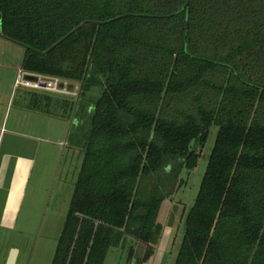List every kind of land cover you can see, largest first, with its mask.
I'll return each mask as SVG.
<instances>
[{
    "label": "trees",
    "instance_id": "16d2710c",
    "mask_svg": "<svg viewBox=\"0 0 264 264\" xmlns=\"http://www.w3.org/2000/svg\"><path fill=\"white\" fill-rule=\"evenodd\" d=\"M187 1L0 0L23 69L79 85L32 93L74 116L83 151L52 264H105L130 240L146 245L134 263L150 261L162 204L216 128L171 260L264 264V0Z\"/></svg>",
    "mask_w": 264,
    "mask_h": 264
},
{
    "label": "crops",
    "instance_id": "0c3cea01",
    "mask_svg": "<svg viewBox=\"0 0 264 264\" xmlns=\"http://www.w3.org/2000/svg\"><path fill=\"white\" fill-rule=\"evenodd\" d=\"M25 53L26 47L6 37L0 28V264L19 263L27 244H23L15 232L19 226H25L28 232L38 214L29 206H35L37 199L36 193L31 198L29 190L33 185L32 191H38L45 176L47 179L51 174V166L57 163L61 150L68 145L72 148L69 143L71 119L65 116V108L47 105V99H43L42 108H38L39 101L32 93L53 95L54 91L62 89L49 85L54 79L58 85L68 86V91L59 90L64 94H58L66 98L76 96L77 85L25 71ZM20 73L22 82H18ZM27 74L37 75L41 82L40 78L27 79ZM14 249L17 252L11 263Z\"/></svg>",
    "mask_w": 264,
    "mask_h": 264
},
{
    "label": "rangeland",
    "instance_id": "374dc122",
    "mask_svg": "<svg viewBox=\"0 0 264 264\" xmlns=\"http://www.w3.org/2000/svg\"><path fill=\"white\" fill-rule=\"evenodd\" d=\"M22 80L23 79H20V82H22ZM70 91L72 90H69V92ZM76 92L77 96L79 93V85L76 88ZM58 94H64V92L59 90L54 91V96L61 97ZM100 94V89H95L93 91L95 97ZM66 98L73 99L74 95H68ZM52 111L55 112L54 109H52ZM217 130V128L213 129L210 135L207 150L204 152L206 158L204 157L202 159L197 169L190 173L185 170L182 173V178L183 180H187V184L180 185V187L177 186L173 195L163 202L158 219L163 225L160 242L155 247V256L150 261L143 262L142 264L174 263V260H171V256L176 248L175 245L178 238L184 229V214L186 209L189 210L194 204L195 198L199 192L208 164L209 155L215 143ZM82 160L83 151L79 150L77 146L69 149L68 145L65 150H61V155L57 163L55 166H51L53 169L51 174L47 179L45 176L44 182L41 183L38 191L33 192V185L31 186L29 194L32 195L31 198H33L34 193H36L37 199H35V206H31L30 204L29 206L37 210L38 214L35 219V225L29 226L28 232H26L25 226H19L18 230L15 232L16 237H19L23 244H27L25 247L27 251H22L18 264H52L58 240L74 195ZM27 204L28 203H26L25 208ZM130 244L135 245L136 254L133 258L128 260L129 250L131 248ZM145 247L146 245L143 243L130 240L126 249H110L105 264H135L133 260L139 257L142 259Z\"/></svg>",
    "mask_w": 264,
    "mask_h": 264
},
{
    "label": "water",
    "instance_id": "95a60500",
    "mask_svg": "<svg viewBox=\"0 0 264 264\" xmlns=\"http://www.w3.org/2000/svg\"><path fill=\"white\" fill-rule=\"evenodd\" d=\"M188 5H189V0L187 1L186 7ZM0 19L2 21V15L1 14H0ZM0 28L2 29V25L1 24H0ZM26 78L27 79H30V80H33V79L37 80V79H39V77L37 75H32V74H27V77ZM47 80H49V79H47ZM50 81L52 83H55L56 82V80H54V79L53 80H50ZM59 87L62 88V87H64V85H59ZM73 122H74V116L71 118V123H70L71 126H72ZM16 252H17V249H14L13 252H12V255H11V263L14 261Z\"/></svg>",
    "mask_w": 264,
    "mask_h": 264
},
{
    "label": "built area",
    "instance_id": "2783aa9c",
    "mask_svg": "<svg viewBox=\"0 0 264 264\" xmlns=\"http://www.w3.org/2000/svg\"><path fill=\"white\" fill-rule=\"evenodd\" d=\"M20 79H22V74L21 73L19 74L18 82H20ZM40 82H41V78H40ZM49 85L51 87H55L56 89H59L60 88L57 81L55 83L49 82ZM66 89H67V86L65 85L64 87H62V89H59V90H66Z\"/></svg>",
    "mask_w": 264,
    "mask_h": 264
}]
</instances>
